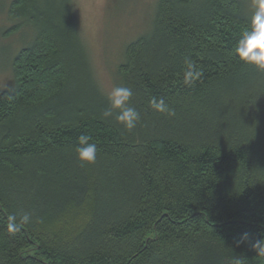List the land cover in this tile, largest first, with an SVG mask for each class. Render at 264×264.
Masks as SVG:
<instances>
[{
  "label": "trees",
  "instance_id": "obj_1",
  "mask_svg": "<svg viewBox=\"0 0 264 264\" xmlns=\"http://www.w3.org/2000/svg\"><path fill=\"white\" fill-rule=\"evenodd\" d=\"M253 11L252 0H159L113 73L141 113L128 132L102 118L107 94L71 0H13L0 39L33 33L0 92V264H264L235 244L264 238V72L233 51ZM186 57L203 72L191 87ZM80 135L97 145L94 164L77 160Z\"/></svg>",
  "mask_w": 264,
  "mask_h": 264
},
{
  "label": "rangeland",
  "instance_id": "obj_2",
  "mask_svg": "<svg viewBox=\"0 0 264 264\" xmlns=\"http://www.w3.org/2000/svg\"><path fill=\"white\" fill-rule=\"evenodd\" d=\"M13 0H0V34L13 26L8 10ZM159 0H71L75 25L90 56L96 78L105 94L115 87L114 71L124 48L146 34ZM31 28L0 39V92L12 87V70L4 68L13 53L32 35ZM27 39V40H26Z\"/></svg>",
  "mask_w": 264,
  "mask_h": 264
},
{
  "label": "clouds",
  "instance_id": "obj_3",
  "mask_svg": "<svg viewBox=\"0 0 264 264\" xmlns=\"http://www.w3.org/2000/svg\"><path fill=\"white\" fill-rule=\"evenodd\" d=\"M253 14L250 27L244 30L234 48L235 58L239 62L254 67L259 72H264V0H252ZM183 83L191 87L199 81L203 75L195 62L190 58L184 59ZM133 92L128 87H113L107 93L108 107L103 111L102 118L110 119L114 116L116 123L123 126L125 131L131 132L141 119V113L132 105ZM151 108L161 114L175 116V110L166 104L163 98L159 100L153 97L150 100ZM92 141L90 135H80L75 149L77 160L81 166L94 164L97 158V145ZM8 230L13 232L17 228V216L9 215ZM30 216L24 214L20 217V224H28ZM237 247L250 245L256 257L264 258V238L253 240L249 232H243L235 240Z\"/></svg>",
  "mask_w": 264,
  "mask_h": 264
}]
</instances>
